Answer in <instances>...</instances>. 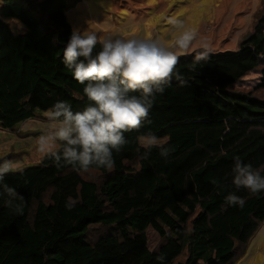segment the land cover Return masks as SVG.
<instances>
[{
	"label": "trees",
	"instance_id": "16d2710c",
	"mask_svg": "<svg viewBox=\"0 0 264 264\" xmlns=\"http://www.w3.org/2000/svg\"><path fill=\"white\" fill-rule=\"evenodd\" d=\"M78 1L0 0L2 14L28 28L16 36L0 19L1 129L14 132L57 101L74 112L89 103L62 62L73 31L67 12ZM201 51L177 55L186 83L173 79L156 95L148 120L113 152V170L78 172L43 157L6 175L24 202L15 214L0 189V264L236 263L264 222V191L235 189L231 171L235 157L264 167V95L236 88L264 66V2L237 50H209L197 61ZM148 133L167 138L166 158L156 148L144 157L138 137ZM230 192L243 207L225 203ZM68 197L78 201L72 210ZM96 226L111 231L91 238Z\"/></svg>",
	"mask_w": 264,
	"mask_h": 264
},
{
	"label": "clouds",
	"instance_id": "9594fccd",
	"mask_svg": "<svg viewBox=\"0 0 264 264\" xmlns=\"http://www.w3.org/2000/svg\"><path fill=\"white\" fill-rule=\"evenodd\" d=\"M171 23L183 26L178 20ZM17 27L23 25L18 23ZM195 39V32L184 31L176 46L188 49ZM97 44L100 50L94 52ZM202 48L197 61L208 57L206 42ZM62 62L73 78L85 85L83 92L89 103L82 111L74 112L68 102H55L47 113L52 127L37 137L36 151L41 157L52 159L55 166H71L78 172H88L93 167L113 170V152H121L128 143L125 133L138 131L148 120L156 95L163 94L173 79L181 85L186 83L177 68L175 52L151 39L98 37L73 29ZM138 140L145 158L154 148L159 149L162 157L169 155L163 138L148 133ZM17 170L12 161L0 163V189L9 197L5 204L22 215L23 195L4 182L6 175ZM231 171L235 189H246L251 194L264 191V167L254 168L235 157ZM17 200L21 203L14 204ZM77 203L68 197L65 207L72 210ZM225 203L243 207L245 200L230 192ZM157 259L163 264V256Z\"/></svg>",
	"mask_w": 264,
	"mask_h": 264
},
{
	"label": "rangeland",
	"instance_id": "374dc122",
	"mask_svg": "<svg viewBox=\"0 0 264 264\" xmlns=\"http://www.w3.org/2000/svg\"><path fill=\"white\" fill-rule=\"evenodd\" d=\"M264 0H80L67 12L73 29L95 33L98 37L142 38L156 40L175 52L187 55L206 42L213 52L237 50L241 41L252 31ZM14 35L28 32L17 18L1 12ZM182 22V27L171 21ZM23 25L18 28L17 24ZM184 31L196 33L188 49L178 48L176 40ZM236 88L252 90L264 95V66L241 79ZM258 89L253 91L254 89ZM48 111H41L36 119L20 124L16 131L0 128V163L12 161L18 170L38 166L43 157L36 151V140L52 127ZM167 141V138H163ZM17 170V171H18ZM15 172V171H14ZM111 228L92 227L89 236L95 238ZM151 245L157 242L153 230L149 232ZM242 249V248H241ZM235 264H264V222L254 233ZM187 254L177 261L184 262Z\"/></svg>",
	"mask_w": 264,
	"mask_h": 264
}]
</instances>
